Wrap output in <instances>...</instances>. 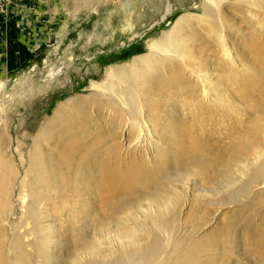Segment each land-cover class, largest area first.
I'll return each mask as SVG.
<instances>
[{
	"label": "bare ground",
	"instance_id": "bare-ground-1",
	"mask_svg": "<svg viewBox=\"0 0 264 264\" xmlns=\"http://www.w3.org/2000/svg\"><path fill=\"white\" fill-rule=\"evenodd\" d=\"M238 1L252 58L230 33L234 1L203 0L61 101L28 156L20 150L25 172L0 158V264H62V236L77 231L87 236L70 264L227 263L245 221L264 264V0ZM175 9L168 0L152 25ZM192 183L202 185L189 194ZM191 196L190 217L205 215L186 227ZM207 204L233 208L195 240Z\"/></svg>",
	"mask_w": 264,
	"mask_h": 264
},
{
	"label": "rangeland",
	"instance_id": "rangeland-1",
	"mask_svg": "<svg viewBox=\"0 0 264 264\" xmlns=\"http://www.w3.org/2000/svg\"><path fill=\"white\" fill-rule=\"evenodd\" d=\"M172 1L176 6L174 12L153 26L168 0H4L0 5V150L4 152L0 151V158L12 160L11 166L25 172L26 164L19 152L28 156L33 137L61 101L79 93L87 94L90 81L101 78L106 66L123 63L144 52L149 38L159 36L180 13L193 11L195 4L203 0ZM233 1L231 10L225 7L230 33L237 47L248 50L247 56L252 58L253 31L242 17V12L248 14L242 9L246 4ZM239 7L243 11L235 9ZM215 140L212 137V142ZM201 185L192 183L188 193ZM190 198L181 207V222L186 227L199 226L205 214L199 211L190 217L194 196ZM232 208L233 205L207 204L206 209H211L212 215L196 231L195 240H202L207 234L205 239H210L222 220L228 221L226 214ZM261 209L264 211V206ZM19 212L20 205L16 204L11 221H16ZM254 218L261 221L256 214ZM245 223L234 230L237 242L230 252L234 256L227 263H221L217 257L212 264L256 262V251L252 249L254 230L244 226ZM6 231L9 238L13 230L7 225ZM85 232L81 235L77 231L80 237L77 233L62 236V264H70L77 257L72 248L81 246L83 236H87Z\"/></svg>",
	"mask_w": 264,
	"mask_h": 264
},
{
	"label": "built area",
	"instance_id": "built-area-1",
	"mask_svg": "<svg viewBox=\"0 0 264 264\" xmlns=\"http://www.w3.org/2000/svg\"><path fill=\"white\" fill-rule=\"evenodd\" d=\"M4 3V0H0V5H2Z\"/></svg>",
	"mask_w": 264,
	"mask_h": 264
}]
</instances>
